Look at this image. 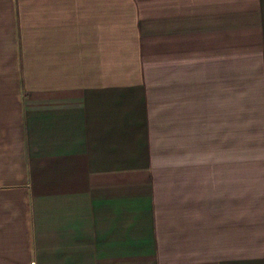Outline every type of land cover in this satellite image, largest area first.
Here are the masks:
<instances>
[{
    "label": "crops",
    "instance_id": "crops-1",
    "mask_svg": "<svg viewBox=\"0 0 264 264\" xmlns=\"http://www.w3.org/2000/svg\"><path fill=\"white\" fill-rule=\"evenodd\" d=\"M0 264H264V0H0Z\"/></svg>",
    "mask_w": 264,
    "mask_h": 264
}]
</instances>
